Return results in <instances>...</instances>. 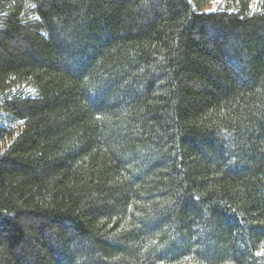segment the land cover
Instances as JSON below:
<instances>
[{
    "label": "trees",
    "instance_id": "1",
    "mask_svg": "<svg viewBox=\"0 0 264 264\" xmlns=\"http://www.w3.org/2000/svg\"><path fill=\"white\" fill-rule=\"evenodd\" d=\"M0 264H264V0H0Z\"/></svg>",
    "mask_w": 264,
    "mask_h": 264
},
{
    "label": "rangeland",
    "instance_id": "2",
    "mask_svg": "<svg viewBox=\"0 0 264 264\" xmlns=\"http://www.w3.org/2000/svg\"><path fill=\"white\" fill-rule=\"evenodd\" d=\"M216 7V4L215 3H211L207 6L204 7L205 10H211V9H214Z\"/></svg>",
    "mask_w": 264,
    "mask_h": 264
}]
</instances>
